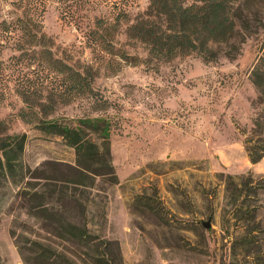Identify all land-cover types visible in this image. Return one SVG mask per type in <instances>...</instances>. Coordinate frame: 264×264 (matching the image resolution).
Instances as JSON below:
<instances>
[{"label":"rangeland","instance_id":"obj_1","mask_svg":"<svg viewBox=\"0 0 264 264\" xmlns=\"http://www.w3.org/2000/svg\"><path fill=\"white\" fill-rule=\"evenodd\" d=\"M147 2L88 0L80 9L87 15L77 27L62 17L56 0H45L41 19L53 49L73 65L89 64L97 91L94 103L78 96L59 104L54 115L106 118L117 181L96 176L91 185H67L66 191L85 207L67 202L61 208L96 236L97 247L87 249L55 236L27 210L21 196L26 179H2L0 264H86L93 252L112 264L264 262V155L251 162L244 148L259 109L248 74L264 41V0L250 15L262 23L238 44L233 58L220 54L204 62L191 52L168 61L143 60L145 51L125 37L123 22L108 36L118 50L138 56L135 62L94 54L84 35L93 15L112 18L124 4L132 16ZM6 5L0 0V17ZM9 53L4 49L1 56ZM2 93L0 118L7 131L27 133L21 155L24 171L30 167L26 174L37 167L56 177L69 172L76 163L74 148L17 115L23 103L11 83ZM86 130L93 141H101L95 131ZM47 198L53 204L61 201L56 193ZM246 230L254 234L252 243L238 238Z\"/></svg>","mask_w":264,"mask_h":264},{"label":"trees","instance_id":"obj_2","mask_svg":"<svg viewBox=\"0 0 264 264\" xmlns=\"http://www.w3.org/2000/svg\"><path fill=\"white\" fill-rule=\"evenodd\" d=\"M60 14L80 27V12L88 0H56ZM260 0H148L144 9L129 15L124 4L117 7L112 18L93 15L85 25V39L96 53L117 54L134 63L136 55H128L115 47L109 30L125 24V37L139 43L145 51L143 60L168 61L180 54L195 52L204 62L216 60L220 54L233 58L239 53V43L255 31L261 18L252 8ZM5 13L0 17V98L11 83L13 91L23 103L17 115L45 134L59 135L73 147L76 163L61 176L39 172L40 167L26 174L21 155L27 140L25 131L9 132L5 118H0V182L2 179H26L21 196L27 210L39 216L52 234L60 239H71L87 249L97 247L96 236L86 223L73 221L61 208L67 202H78L66 191L73 186L91 185L93 178L106 177L116 182L117 176L110 162L109 127L103 116L83 115L59 117L54 112L59 104H67L78 96L96 101L93 71L89 64L78 67L59 56L53 49L54 40L43 29L42 13L45 0H5ZM259 19V20H258ZM4 49L10 53L1 56ZM98 51V52H97ZM120 51V52H119ZM249 79L257 91L259 109L252 117V134L244 139V148L251 162L264 155V41L249 69ZM86 129L100 136L93 141ZM86 179H90L87 184ZM57 194L61 201L53 204L47 197ZM48 199V200H47ZM238 238L252 243V230ZM236 238H234L235 240ZM110 243V240H104ZM90 253V252H87ZM56 256V255H55ZM53 260H57V257ZM104 254L93 252L86 264H112ZM264 264L262 259L257 261ZM114 264V263H113Z\"/></svg>","mask_w":264,"mask_h":264},{"label":"water","instance_id":"obj_3","mask_svg":"<svg viewBox=\"0 0 264 264\" xmlns=\"http://www.w3.org/2000/svg\"><path fill=\"white\" fill-rule=\"evenodd\" d=\"M209 224H210V222H209L208 219L203 221V225H204L205 227H208Z\"/></svg>","mask_w":264,"mask_h":264}]
</instances>
